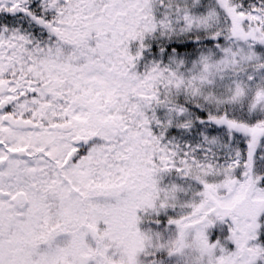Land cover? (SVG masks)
<instances>
[{
    "label": "snow or ice",
    "instance_id": "snow-or-ice-1",
    "mask_svg": "<svg viewBox=\"0 0 264 264\" xmlns=\"http://www.w3.org/2000/svg\"><path fill=\"white\" fill-rule=\"evenodd\" d=\"M0 264H264V0H0Z\"/></svg>",
    "mask_w": 264,
    "mask_h": 264
}]
</instances>
